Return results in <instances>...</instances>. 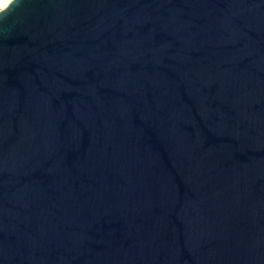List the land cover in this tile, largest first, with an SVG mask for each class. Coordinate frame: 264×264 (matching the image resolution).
Returning a JSON list of instances; mask_svg holds the SVG:
<instances>
[{"label":"water","instance_id":"water-1","mask_svg":"<svg viewBox=\"0 0 264 264\" xmlns=\"http://www.w3.org/2000/svg\"><path fill=\"white\" fill-rule=\"evenodd\" d=\"M0 264H264V0L0 7Z\"/></svg>","mask_w":264,"mask_h":264},{"label":"snow or ice","instance_id":"snow-or-ice-1","mask_svg":"<svg viewBox=\"0 0 264 264\" xmlns=\"http://www.w3.org/2000/svg\"><path fill=\"white\" fill-rule=\"evenodd\" d=\"M10 2V0H0V3H7Z\"/></svg>","mask_w":264,"mask_h":264},{"label":"bare ground","instance_id":"bare-ground-1","mask_svg":"<svg viewBox=\"0 0 264 264\" xmlns=\"http://www.w3.org/2000/svg\"><path fill=\"white\" fill-rule=\"evenodd\" d=\"M3 5H5V3H0V7H2Z\"/></svg>","mask_w":264,"mask_h":264}]
</instances>
